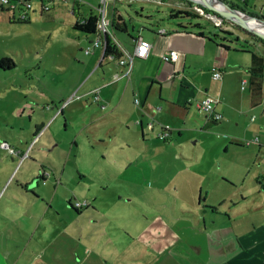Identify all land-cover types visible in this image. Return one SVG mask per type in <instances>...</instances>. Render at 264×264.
Masks as SVG:
<instances>
[{"label":"rangeland","instance_id":"1","mask_svg":"<svg viewBox=\"0 0 264 264\" xmlns=\"http://www.w3.org/2000/svg\"><path fill=\"white\" fill-rule=\"evenodd\" d=\"M225 1L235 3V0ZM42 2L48 3L50 9L42 10ZM106 3L108 19H111L113 11L121 13L128 22L130 33L136 34L143 27L171 28L179 27L180 24L198 29V26L194 25L199 23L203 30L211 34L217 33L220 39L225 35L232 38L231 44L234 47L241 48V44L245 43L249 49H261L259 52L264 56V43L258 40L260 37L208 7L207 5L218 8L217 3L211 0L205 1L207 5L195 0H106ZM30 4L26 15L30 20L19 22L15 19L26 7L17 4L14 10L5 6L3 8L0 1V60L6 58L0 64V158L5 159L0 161V184L11 172L0 193L1 196L7 189L5 196L0 200V206L6 203L13 209L28 207L31 203L29 199L18 205L13 194L23 193L17 185L23 169L26 166L36 167L37 172L32 176L31 186L43 195L37 205L39 207L40 204L49 203L55 212L36 217L35 220H42V223L36 227L31 223L33 226L28 227V236L42 238L48 230L44 227L45 222L60 220L54 224L52 230H48L46 236L50 239L57 236L60 238L55 247L56 253L64 258V262L67 257L62 238L66 234L59 233L62 226H67L69 233L80 241L77 246H73L74 249L68 247V264L100 262V258L114 255H121L123 261H127L124 257L130 254L128 250L131 249L128 244L131 237H128L130 235L127 232L132 234L133 227L144 225L158 215L157 198L164 197L166 204L170 205V214L166 219L172 221L170 216L174 193L160 188L164 185V180L190 173L195 177H203L209 173L241 176L247 172L248 167L257 166V144L251 140L261 136V132H258V129L250 132L252 128L249 127V116L256 112L257 125L264 116V81L263 102L259 103L257 111L249 107V111L243 115L241 109L238 113L242 118L239 117L229 124H225L223 120L209 121L204 116L205 113L197 109L195 117H201L202 124L195 130L184 129L182 134L175 131L172 137L167 139L158 137L159 120L150 116L155 129L147 132L146 139L142 137L138 127L120 129L112 133V136L104 133L106 142H102L95 139L98 136L93 137L95 134H90L83 127L80 133L84 136L78 137L79 145L70 144V139L76 134L74 127L78 128L76 125L87 118L80 116V110H77V113L74 110L75 119L71 123L73 126L65 130V117L60 114L55 118V106L60 107L70 90L77 91L79 81L89 77L97 69V64L91 59L93 53H85V49L92 46L95 38L92 37L94 39L89 43L85 38L87 35L76 30L74 24L91 12L96 13L98 6L103 2L34 0ZM172 7L189 9L201 16L171 17ZM246 10V13L256 17L264 16L262 11L257 10V0H250ZM248 21L251 22L247 23L249 26L257 29L255 25L258 23ZM259 26L264 31V26ZM109 28L112 30L111 25ZM220 28L231 30L232 33L224 34ZM115 34L122 41L129 37L127 32L120 30H116ZM101 69L102 67L98 68L97 73ZM242 92L247 97L249 88L244 90L240 87L238 94ZM52 98L53 104L57 105H53L50 110ZM69 103L68 109H72L81 104V100L76 96L70 99ZM82 108L88 116L91 110L86 104ZM30 114L31 122L28 121ZM42 120L43 131L48 130L36 143L37 139L34 138H38L42 133L38 134L34 125L37 121L42 123ZM162 122L174 129V125ZM44 141L49 146L47 150L42 147ZM3 142L11 146H23L24 157L7 151L8 148L2 145ZM24 159L26 164L20 168ZM36 161L37 166L34 165ZM55 164L59 165L57 170L61 173L60 180L55 183L51 177L43 183L40 178L43 167L52 173V169L56 168ZM157 177L161 179L160 182L156 180ZM94 195L97 199H94ZM153 195H156V199ZM84 196L92 199V204H96L98 211L90 212L88 209L93 207L90 205L77 212L69 203ZM56 210L60 212L59 216ZM6 214L4 219L11 221L12 216ZM31 221L34 220L29 219L28 222ZM137 240L135 239V245L141 252L142 243ZM69 242L73 243L72 240ZM23 247L24 244L14 246L0 240V251L10 253L11 258L12 252L16 254L20 248L22 251ZM83 250L89 260L84 259L83 255L78 257L77 254ZM26 253H30V247L26 249Z\"/></svg>","mask_w":264,"mask_h":264},{"label":"crops","instance_id":"2","mask_svg":"<svg viewBox=\"0 0 264 264\" xmlns=\"http://www.w3.org/2000/svg\"><path fill=\"white\" fill-rule=\"evenodd\" d=\"M257 10L262 11L264 15V0H257ZM127 29L129 31V27ZM163 29L165 32L160 33ZM198 31L189 27H143L136 34L130 33L125 41L120 39L130 51L134 49L138 38L142 37L151 43L147 57L134 59L132 75L128 81L124 77L115 78L117 74L123 72V66L118 63L117 58L104 57L103 47H94L91 59L95 65L97 64V69L89 77L79 81L77 91L70 90L67 99L64 98L63 103H60V107L55 106V118L60 114L65 117V130L73 126L71 123L75 119L74 110L75 113L80 110V116L87 118V122L84 120L76 125L78 128L74 127L76 134L69 143L79 145L78 137L84 136L80 133L83 127L90 134H95L93 137L98 136L95 139L102 142H106L105 134L112 136V133L120 129L138 127L142 137L146 139L147 132L155 129L154 123L149 124L152 122L150 116L159 120V128L162 121L174 125L170 137L175 131L182 134L184 129L195 130L202 124L201 117H195V110H199L196 102L207 94L219 96L220 101L216 105V110L222 114L220 120L225 124L242 118L238 113L241 109L243 115L249 111V107L257 111V106L263 102L264 70L263 76H257V66L253 65L251 52L263 55L259 52L261 49L259 51L248 47L247 49L251 51L236 49L230 40H219L220 38L215 40L214 33L203 30V35H200ZM92 37L87 35L85 38L91 43L94 39ZM221 41L230 48L220 45ZM170 49L177 50L179 58L173 62H166L163 55ZM105 65L108 67H104ZM100 67L102 69L97 73ZM214 70L220 71V77L213 76ZM240 87L244 90L249 88L247 97L243 92L238 94ZM76 96L80 98L81 104L68 109L70 99ZM136 97L141 100L140 104L135 103ZM51 101L52 105H47L50 106V110L53 105H57L53 104L54 98ZM85 104L91 110L88 116L82 108ZM253 114L249 116V127L252 128L250 132H253V129L261 132L259 142L251 140L257 144V150L255 149L257 166L248 167L247 172L241 176L209 173L203 177L199 175L195 177L190 173L167 178L160 188L174 193L170 216L172 221L166 219L170 214V205L166 204L164 197L157 198L156 204L159 205L155 218L141 226L130 223L135 227L132 234L127 232L130 235L128 237H131L128 243L131 247L128 250L130 254L124 257L127 261H123L121 255H114L100 258V262L88 264H264V116L257 125L258 117L256 112ZM28 121H32L31 114ZM43 123V120L42 123L37 121L34 125L35 131L38 134L42 133L38 138H34L37 139L36 143L48 130L43 131ZM42 145L43 149H49L45 141ZM9 146L14 150V154L23 157V146ZM4 160L0 158V161ZM25 161L26 159L22 161L20 168L26 164ZM34 165H38L37 161ZM55 166L52 173L49 171L50 174L45 177L46 181L51 177L55 183L60 180L61 173L59 174L57 170L59 165ZM44 169L46 170L43 167L41 174ZM64 170L65 168L63 173ZM36 172V167L26 166L17 183L23 193L13 194L18 205L29 199L31 203L28 207L13 209L6 203L0 206V240L14 246L24 244L22 251L20 248L16 254L12 252V258L10 253L0 251V264H68V247L74 249L73 246L80 243L78 237L69 233L67 226L61 227L62 231L59 233L66 234L62 238L67 257L64 262V258L56 253L55 244L60 238L57 236L50 239L46 236L48 230H52L54 224L60 220L45 222L44 227L48 230L42 238L28 236V227L31 228L33 225L36 227L42 223V220H35L36 217L54 211L49 203L40 204L39 207L37 205V201L43 195L41 196L40 191L31 186L32 176H35ZM10 174L11 172L2 180L0 193ZM156 180L161 181L158 177ZM6 191L7 189L3 191L0 200ZM153 197L156 199V195ZM77 199L87 200L89 202L87 206L93 205L92 199L87 196ZM94 199H97L96 195ZM88 210L98 211V208L95 204ZM6 213L12 216L11 221L4 219ZM59 215L60 212L57 213V216ZM29 219L34 221L28 222ZM135 239L142 243L141 252L135 245ZM70 240L73 243H70ZM28 247L30 253H26ZM85 254L83 250L77 255L78 257L83 255L84 259L89 260Z\"/></svg>","mask_w":264,"mask_h":264},{"label":"built area","instance_id":"3","mask_svg":"<svg viewBox=\"0 0 264 264\" xmlns=\"http://www.w3.org/2000/svg\"><path fill=\"white\" fill-rule=\"evenodd\" d=\"M2 5L5 7H8V9H15L17 4H22L26 8L21 10L18 16H26L27 12L29 10V6H31V2L34 0H0ZM103 4H100L97 8V22H96V30H97V36L95 37V40L92 42V46L85 49V53H91L93 51V48L96 46H101V38L102 36H109L114 45L116 46L118 52L120 53V56L117 58L118 63L123 66V72L121 74H117L115 78L119 79L121 77H124L128 80H130L133 66H134V59L136 57L145 58L147 57L149 50L151 48V43L144 39V38H138L137 42L135 44V47L132 51L128 50L122 42L117 38L116 34L109 28L111 25V19H108L106 15V0H101ZM242 2H249L250 0H239ZM49 4L45 6V8H48ZM27 17V16H26ZM165 30H160V33H164ZM114 58V56H111ZM179 58V52L175 49H170L163 55V60L166 62H173L176 61ZM221 73L219 70H214L213 76L214 77H220ZM220 101L218 95H212L207 94L204 98L196 102L197 107L199 110L205 113L206 119L209 121H218L222 118V114L216 110V105ZM135 103L140 104L141 100L136 97ZM150 125H153V122L149 123ZM170 126L162 124L157 132L158 137L161 138H167L170 132ZM253 141L259 142V137L253 138ZM250 142V141H249ZM2 145L6 148H8L10 153H13L14 150L10 148L8 143L4 142ZM24 157V156H23ZM22 157V158H23ZM49 171L45 170L41 177L43 180V183L46 181V178L49 175ZM89 202L87 200H74L72 201V205L77 209H82L83 207L87 206Z\"/></svg>","mask_w":264,"mask_h":264},{"label":"trees","instance_id":"4","mask_svg":"<svg viewBox=\"0 0 264 264\" xmlns=\"http://www.w3.org/2000/svg\"><path fill=\"white\" fill-rule=\"evenodd\" d=\"M43 1V0H41ZM189 2V1H188ZM247 3L248 2H244L242 4L238 3L235 1V3H229L231 6L233 7H237L239 9L244 10L245 12H247L246 7H247ZM47 4L42 2V10H49L50 9V5L48 6V8H45ZM4 8V6H3ZM190 16L193 18H197L200 17L201 15L199 13H196L194 11H191L189 9H182L179 7H172L170 10V16L171 17H176V16ZM251 15V14H250ZM255 16V15H252ZM256 17V16H255ZM260 19L264 20V16H257ZM98 16L97 13H93L91 12L88 16L78 20L75 22L74 24V28L88 36H93L94 38L97 36V30H96V22H97ZM16 21L19 22H28L30 20L29 16L26 17L24 16H18L16 19ZM194 26H198V34L203 35V29L201 28V24L196 23ZM111 27H112V31L115 33L116 30H120L123 32H127L128 34H130V32L128 31L127 27H128V22L125 19V17L119 13V12H112V16H111ZM180 28H188L187 25H183L180 24L179 25ZM201 28V29H200ZM220 30L224 33V34H231V30H227V29H221ZM219 37V35L217 33L213 34V39L217 40ZM220 40H230V42L232 41V38L229 39L226 35L223 36ZM259 41H261L262 43H264V40L261 38H258ZM220 45L224 46L225 48H230V46L226 43H220ZM101 46L103 47V56H114V58H118L120 56V53L118 52L116 46L114 45V43L112 42V40L110 39V37L107 36H102L101 38ZM239 49V48H236ZM240 50H247V51H251L249 49H247V45L245 43L241 44V48ZM252 53V58H253V65L257 66V76H263V70H264V56L263 55H259L256 54L254 51L251 52ZM6 60V58H2L0 60V64H2L4 61ZM170 133H171V128H170V132L167 138L170 137ZM167 138H163V139H167ZM72 205V201L69 202ZM73 206V205H72ZM74 207V206H73ZM75 208V207H74ZM77 211H80V209L75 208Z\"/></svg>","mask_w":264,"mask_h":264},{"label":"water","instance_id":"5","mask_svg":"<svg viewBox=\"0 0 264 264\" xmlns=\"http://www.w3.org/2000/svg\"><path fill=\"white\" fill-rule=\"evenodd\" d=\"M196 2H199L198 0H195ZM218 1L219 3H221L222 5H224L229 11L231 14H228V15H225L224 12H222L221 10L217 9V8H214V7H211V6H208L214 10H216L218 13H221V14H224L225 16H227L229 19H232L234 21H236L237 23H239L243 28H245L247 31H250L252 33H254L255 35H257L258 37H260L261 39L264 40V31L262 30H258V29H255L251 26H249L247 24V21L245 20L244 16H249V14H247L244 10L242 9H239L237 7H233L231 6L228 2H226L225 0H216ZM199 3H202V2H199ZM204 4V3H203ZM258 20L262 21L264 23V20L263 19H260L257 17Z\"/></svg>","mask_w":264,"mask_h":264},{"label":"bare ground","instance_id":"6","mask_svg":"<svg viewBox=\"0 0 264 264\" xmlns=\"http://www.w3.org/2000/svg\"><path fill=\"white\" fill-rule=\"evenodd\" d=\"M199 2H202L204 3L205 5H207L205 3L206 0H198ZM213 2H216L217 5H218V8L219 10H221L222 12H224L225 15H228V14H231L230 11L224 6L222 5L221 3H219L218 1L216 0H211ZM209 6V5H208ZM212 7V6H211ZM226 8V9H225ZM245 20L247 21V23L251 24L250 21L248 20H251V21H255L256 23H258V25L256 24L255 27L258 29V30H262L263 28H261V26H259V24L263 25L264 26V23L260 20L257 19V17H254V16H251V15H247V16H244ZM263 31V30H262Z\"/></svg>","mask_w":264,"mask_h":264},{"label":"flooded vegetation","instance_id":"7","mask_svg":"<svg viewBox=\"0 0 264 264\" xmlns=\"http://www.w3.org/2000/svg\"><path fill=\"white\" fill-rule=\"evenodd\" d=\"M236 2H238V3H240V4H242V3H244V2H242V1H239V0H235ZM248 14V13H247ZM250 15V14H249ZM252 16V15H251ZM86 207V206H85Z\"/></svg>","mask_w":264,"mask_h":264}]
</instances>
